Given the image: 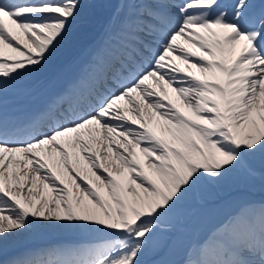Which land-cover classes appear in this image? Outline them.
Here are the masks:
<instances>
[{"label": "snow or ice", "instance_id": "1", "mask_svg": "<svg viewBox=\"0 0 264 264\" xmlns=\"http://www.w3.org/2000/svg\"><path fill=\"white\" fill-rule=\"evenodd\" d=\"M89 6L0 0V264H264V204L183 227L206 186L264 181V0H117L82 75L9 112ZM48 228L100 242L3 259Z\"/></svg>", "mask_w": 264, "mask_h": 264}, {"label": "bare ground", "instance_id": "2", "mask_svg": "<svg viewBox=\"0 0 264 264\" xmlns=\"http://www.w3.org/2000/svg\"><path fill=\"white\" fill-rule=\"evenodd\" d=\"M88 3L90 6L84 9L80 19L74 25L70 36L57 51L56 55L38 73L24 78L21 85H31L38 81L61 62L65 61L71 55L76 54L84 47H89L90 53L93 55L102 45L108 25L112 20L113 13L117 9V0H88ZM192 203L193 200L186 206L185 213L188 219L184 222L183 227L190 234L194 235L199 229L206 227L223 214L231 212L245 203H251L257 207L264 204V186L261 189H251L241 185L230 188L225 193L203 200L197 206L196 210L198 211L191 215V213L188 214L187 212L190 211ZM205 209H214V215L208 216L204 211ZM66 239L78 240L86 245L100 242L90 238L88 233L81 230L60 228L42 229L33 234L21 237L10 247L7 255L3 259L12 260L21 258L24 252H29L35 257L47 251L48 245ZM170 258L178 260L180 256L173 254Z\"/></svg>", "mask_w": 264, "mask_h": 264}, {"label": "rangeland", "instance_id": "3", "mask_svg": "<svg viewBox=\"0 0 264 264\" xmlns=\"http://www.w3.org/2000/svg\"><path fill=\"white\" fill-rule=\"evenodd\" d=\"M238 178V179H237ZM248 186L253 189H259L264 186V181L260 179H246L242 175H233L227 177L224 181H221L217 185H209L207 189H204L201 193L202 199L214 196L216 192H223L229 188L236 187V186ZM197 202V200H195Z\"/></svg>", "mask_w": 264, "mask_h": 264}]
</instances>
